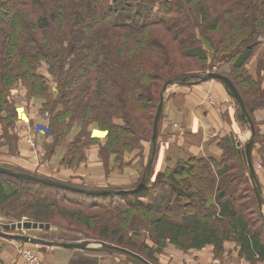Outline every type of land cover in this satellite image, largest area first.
I'll list each match as a JSON object with an SVG mask.
<instances>
[{
  "label": "trees",
  "instance_id": "obj_1",
  "mask_svg": "<svg viewBox=\"0 0 264 264\" xmlns=\"http://www.w3.org/2000/svg\"><path fill=\"white\" fill-rule=\"evenodd\" d=\"M147 1L155 3V11L153 6L137 10L136 6L122 5V20L116 21L117 10L106 8L103 0H0V119L3 120V113L10 114L12 119L17 117L9 93L20 82L30 96L44 100L41 112L50 116L48 138L52 143L44 146L46 155L50 156L55 146L65 144L61 163L73 171L85 160L84 152L99 143L98 138H91L92 124L107 133L101 152L115 154L117 160L122 152L132 154L138 149L142 153L143 138L151 146L152 121L163 84L172 81L176 85L185 78L188 83L179 86L202 83L194 71L204 72L208 64L209 70L218 68V56H223V65L230 63V73L235 71L247 82L255 83L253 77L254 81L243 74L247 62L254 57L258 38L264 37V0H212L213 13L209 15L200 0ZM110 2L117 6L122 0ZM258 63L257 72H264L262 60ZM81 74L84 87L80 90L73 81ZM221 74L231 79L244 101L236 78ZM50 79L56 86L55 95L50 91ZM257 79L259 84L261 79ZM244 105L250 114L264 103L252 108ZM74 124L80 131L68 140ZM144 132L148 137L143 136ZM117 147L120 148L115 150ZM222 150L219 164L212 158L179 160L161 182L151 179L155 173L153 166L148 172L149 155L143 173L128 188H109L122 191L120 194L75 193L0 174V214L9 223L24 216L44 224L60 219L70 227H85L89 240L141 255L130 242H124L121 236L127 228L119 232L111 216L100 219L83 210H70L63 202L66 197L72 203L90 201L87 208L95 209L97 204L90 203L103 198L110 206L115 203L106 209L110 214L113 208L123 206L128 208L123 211L129 213H124L122 219L128 218L131 223L139 216L146 222L145 238L151 246L142 249L152 260L146 259L150 264H156L151 258L168 246L186 253L208 247L218 262L225 254V244H230L235 252L238 250V256L250 264L264 263V220L243 154L224 144ZM25 173L54 179L38 172ZM142 179L146 181L144 187L136 190ZM181 179L190 180L188 206L196 209L195 213L185 212L186 202H181V208L178 200L171 204L172 194H158L159 198L154 199L158 184H179ZM71 180L60 182L96 188ZM167 205L174 206L177 218H172V208L165 209ZM112 217L121 219L119 215ZM86 252L117 253L105 248ZM118 255L136 262L127 254ZM0 264L4 263L0 260Z\"/></svg>",
  "mask_w": 264,
  "mask_h": 264
},
{
  "label": "rangeland",
  "instance_id": "obj_2",
  "mask_svg": "<svg viewBox=\"0 0 264 264\" xmlns=\"http://www.w3.org/2000/svg\"><path fill=\"white\" fill-rule=\"evenodd\" d=\"M160 1L163 0H156L157 3H159ZM199 1V0H198ZM215 1V0H214ZM214 1L212 0H200L199 3L202 5V7L205 8L206 11V15H209L211 13H213L212 7L214 5ZM103 4L106 8L108 7H112L114 10H117V12L115 13V20L117 21H121L122 18L120 17V11L121 8L128 5H132L133 7L136 6L137 10H144L145 8H149L150 6H153V9L155 8V3H153L152 1H147V0H122V3L117 4V6H113L110 2V0H103ZM123 5V6H122ZM122 6V7H121ZM155 11V9H154ZM206 18H208L206 16ZM209 19V18H208ZM202 24H204L205 26H207L206 22H203ZM203 34V33H201ZM198 36H200V34H198ZM258 44L257 46H255L256 48V52L254 54V57L251 58L247 63V68H246V73L243 74V77H245V75H248V77H250L252 80L253 78L256 80L254 81L255 83L253 84L252 82H247L244 78H242L241 74H236L235 71L233 73H230V69L229 68V64L223 65L224 58H222L223 56H218L217 58H219L218 61V68L217 67H213L211 70H209L210 68V64L207 65L208 70H204V72H196L199 71V69H196L194 72L195 74L199 75V76H205V74L207 72H216V73H224L226 75H229L232 78H236L237 83L239 84L240 88H242L243 92H244V103L248 106V108H252V106L254 105H260L264 103V94H260L258 93L257 90L259 91H264V80L263 77L260 76L259 72H257V65L259 64L258 62H260L262 60V62L264 63V37H260L258 38ZM240 49V46L239 48ZM241 50V49H240ZM226 59V57H225ZM227 60V59H226ZM260 60V61H259ZM228 63V62H227ZM199 66V65H197ZM44 67L42 66L41 69H43ZM206 68V69H207ZM254 71L256 72L255 74ZM45 76L48 78H50V76L47 74V71H44ZM83 74H81L80 76L76 77V79L73 81L74 85L76 86H80V90L82 89V87H84V83H83V79L81 78ZM253 77V78H252ZM257 78H260L261 81H259V84L257 83ZM49 84L52 86L50 88L51 93H53L54 95L57 94V90H56V86L55 84H53V82L51 81V79L49 80ZM197 84H201V83H197ZM196 84V85H197ZM178 85V84H176ZM176 85H170L167 87L166 91H165V95L167 94L166 98H169V96L171 97V94L169 93L168 90H170L171 88H174L176 90H181V86H176ZM53 91V92H52ZM161 91V90H160ZM168 91V92H167ZM160 93V92H159ZM159 95V94H158ZM211 97V96H210ZM210 99V98H209ZM9 100L11 101V103L14 106V110L16 111L17 117L12 119V116L10 114H5L3 113L2 117L3 120L0 119V166L4 167H10L15 169L17 172H31V168L32 167H36L38 168V170H40V174L42 175H47L48 173L51 174H55L53 175V177L57 178V179H61V181H64L63 179H65V176H62V169L63 168H67V166H63L61 163V160H59L60 158L57 157L56 155V150L57 153H60L62 151L61 147H63V144L55 146V149L53 150V153H50V156L46 155V150L44 151V146L46 144H50L52 143V139L50 138V142L44 144V146H41L40 144H43L44 141H46V137H49V133L50 130L48 129V125H49V119L50 116L48 113L46 112H41L43 109V104H44V100L43 99H39L36 97H32L27 93V89L26 87L21 84L19 82V84H17L15 87H13L9 93ZM211 100V99H210ZM233 101V100H232ZM233 103H235L233 101ZM20 105L23 107H20ZM235 106L237 107V111H239V106H237L235 104ZM245 106V105H244ZM20 107V108H19ZM263 106H260L259 109H263ZM58 110H60V107L58 106L57 108ZM256 110V109H254ZM254 110H251V112H253ZM249 114V113H248ZM250 115V114H249ZM163 116V115H162ZM251 118V117H250ZM162 117L160 118L159 121L161 120ZM160 123V122H159ZM241 123V122H240ZM254 123V122H253ZM242 124V123H241ZM76 124H74L72 126V131H71V135L68 136V140L76 133L80 131V127L79 126H75ZM96 126V124H92L90 125V130L92 131V129ZM98 126V125H97ZM255 126V124H254ZM96 128V127H95ZM167 127V125H165L163 123L162 129H161V137L164 138L165 135H167L168 137H172L173 133H171ZM249 129V127H247ZM181 129L182 126L178 127L177 132L180 135L181 133ZM250 132V131H249ZM105 133V134H103ZM101 134H103V137L106 139V132H103ZM143 136H147L148 137V133L146 134V132L142 133ZM140 134V135H142ZM255 134L257 136L258 139L257 140H261V136L259 135V132L256 131V127H255ZM195 135V134H194ZM97 136V135H95ZM182 136H186V134L182 135ZM196 136H201L200 131L196 132ZM45 139H44V138ZM101 138V136H98ZM251 137V136H250ZM39 138V139H38ZM42 140V141H39ZM250 140V139H249ZM107 143V140H105ZM212 140H209V142H211ZM259 142V141H258ZM105 143V144H106ZM140 143L142 144V153H140L138 149L134 150L132 152V160L131 161H135V165H136V169H135V165H132L131 162L126 161V163H124V159L123 156L126 155L125 153H121L120 157H117L115 154H110V153H103L101 152V148H103V145L97 144L96 147H98V154L99 159H101V162L103 163L104 167L107 163V160L110 157H114V161H119L121 163V167L128 165L127 169L125 170V174L124 172L122 173L124 176H128L131 174V177L136 178V176L139 174L140 172L144 171V164L146 163V161L149 158L150 152L149 150L151 149L150 143L147 141V139L143 138L141 139ZM105 146V145H104ZM158 146V143H157ZM164 149L161 150V148L159 149V151H157L156 148V154H155V159L152 162L153 169H154V173L153 176L151 177L152 181L156 180V182H161V179H163L164 181L166 180V174L170 171V169H173L176 165V163L174 161V151L172 149L173 142L169 141L168 143H166L164 145ZM244 146V145H243ZM117 147L115 150H118ZM113 149V148H112ZM135 149V148H134ZM38 150V151H37ZM151 151V150H150ZM118 152V151H117ZM120 152V151H119ZM65 156V154H64ZM130 156V154H128V157ZM51 157H57L56 159L53 160V158ZM264 158V157H263ZM52 161L51 164H46V162ZM181 160V159H180ZM186 160V159H185ZM263 160L261 159V162ZM101 163V164H102ZM257 163V162H256ZM116 164V163H115ZM258 164V163H257ZM52 166H56L54 168H51ZM263 168V169H262ZM51 169L54 170H58L57 172H53L51 171ZM68 169V168H67ZM73 172L75 174H77L78 169L76 168H72ZM134 169L137 170L135 171L136 173L134 174ZM196 169V168H195ZM129 170V171H128ZM197 170V169H196ZM50 171V172H48ZM261 176L264 177V163L261 164ZM109 172H113L111 171L110 168H108L106 175L104 176V174H102L103 178L104 177H110L109 176ZM96 175H100L95 171ZM179 176H176V179H180L178 178ZM182 181L179 184H172L170 185L169 183H163L162 184H158V188H155L156 192L154 193V199L155 201L159 198L158 194L164 196L166 194L171 195V198L173 199V202H171V204L175 203L177 200L179 201V206L181 208V202H186L187 203V207L185 208V212H192L195 213V210L193 207L188 206L189 205V190L191 191V186L189 185L190 180L186 179H181ZM169 184V185H168ZM109 188H115V187H111L109 186L108 188H102V189H109ZM264 190V189H263ZM262 198L264 199V191L262 194ZM64 204L67 205V207L70 210H83L86 211L90 216H99L101 217L100 219L104 218V219H108L109 216H111V218H113V222L114 225H116V227L118 228L117 230L119 232H121L120 230H122L124 227H126L127 229H125L123 231V236L122 239L125 241L130 242L133 246H134V251L135 252H141L142 257L148 259V253L143 250V246L148 245L151 246L150 241L145 238L147 235V229H146V222L142 221L140 218H138L136 216V218H134V220L129 223V219H122L124 216V213H129V212H124L123 210H127L128 208L126 207H115L113 208V213L110 214V212H108L106 209H108L109 207L113 206V204L115 205V203H113L111 206L108 204V202H103V198H98V200H95L94 203H90V204H97L94 208L95 209H91V208H87V205H89V202H84L83 204H80V202H77L76 200L74 201V203L71 202V198L66 197V199H63ZM17 201V200H16ZM24 201V200H23ZM98 202V203H96ZM109 206V207H108ZM108 207V208H107ZM168 207L172 208V210L170 209L169 211H171L172 214V218H177V211L174 208L173 205H167L165 207V209H167ZM168 210V209H167ZM184 211V210H183ZM133 210H130V213L132 214ZM98 214V215H97ZM114 215H119V217H121V219H114V217H112ZM157 213H152L153 216H157ZM95 217V218H97ZM98 217V218H99ZM24 221H30L27 217L24 216V218H22L20 221H15V222H10V223H17V222H24ZM55 221V222H53ZM53 221L51 222V224H48L50 229H43V230H34V231H28V230H24V231H10L9 233H16V234H21V235H30L36 238H41L47 241H59V242H76V243H80L82 241L85 240H89L88 236H86V229L83 226H77L76 227H70L68 226V224H66L64 221L60 220V219H53ZM32 222V221H30ZM8 221H6L2 215L0 214V225L1 224H10ZM83 227V228H82ZM82 228V229H81ZM1 230V229H0ZM89 241H93V240H89ZM99 241V240H98ZM15 243V246H14ZM27 244V243H25ZM17 242H15L14 240H6L3 239L2 237H0V260L4 263V264H18V260H19V248L18 246L16 247ZM32 245V244H30ZM35 250L40 252L44 257V261L48 262L49 258H52V255H50L51 251L54 248H60V247H47L44 245H33ZM53 248V249H52ZM65 249V248H62ZM69 249V248H68ZM65 249V250H68ZM97 249H102V247L96 245V246H90L87 249H82V250H74V251H80L81 253H85L88 256H92V258L94 260H100L103 261L104 264H135L136 262H130V260L128 258H126V255H118V253L116 254H105L103 252H98L97 254H90L87 253L86 251H96ZM70 250V249H69ZM238 251V250H237ZM161 253H157L155 254L151 259H154L153 262H155L156 264H203L200 262L201 257L208 258L209 255L208 254H199L197 253V255L194 254H187L184 251H179L176 250L175 248H173L172 246H168L167 248H164L162 251H160ZM210 258L213 261V254L211 252L210 254ZM242 258V257H240ZM239 257H237V255H233L232 253H225L224 256L218 261V264H240V259ZM244 259V258H243ZM152 261V260H150ZM245 261V260H244ZM214 262H211L209 264H212ZM258 262H255V264H257ZM204 264H207L204 261ZM217 264V263H216Z\"/></svg>",
  "mask_w": 264,
  "mask_h": 264
},
{
  "label": "crops",
  "instance_id": "obj_3",
  "mask_svg": "<svg viewBox=\"0 0 264 264\" xmlns=\"http://www.w3.org/2000/svg\"><path fill=\"white\" fill-rule=\"evenodd\" d=\"M255 73L256 72L254 71L253 74ZM259 74L264 80V72L262 71ZM168 91L171 94V97L169 96V98H166L167 94L164 96L163 116L161 119L162 121H159L160 123L158 128L159 132L157 136V151H159L160 148L163 150L165 147L164 145L171 141L174 145L172 146V149L174 151L175 162L179 161L180 159L185 160L190 157H196L204 159L212 158L217 164H219L222 162L223 158V144L240 150L243 145L249 141L251 136L249 129L247 126L241 124L239 120H237V114L239 111H237L235 103H233L232 99L225 91L222 83L217 81H206L205 83L197 85L181 87V90H176L174 87ZM20 107L22 106L20 105ZM250 117L255 124L256 131L259 132V135L261 136V140L256 141L255 139V142L252 146V163L254 165L257 163L261 165L264 163V108L254 110L250 113ZM163 123L167 125V127H170L168 130L171 133L175 134L171 138L167 135H165L164 138L161 137L160 133ZM180 126H182L181 135L179 134L180 132L176 133L178 127ZM95 127L92 129V131H90L91 138H98V144L105 145V140H107L103 137V134L105 133L101 132L97 125ZM197 131H200L201 136H196ZM183 134H186V136H182ZM98 136H101V138ZM45 140L46 141H44L43 144H40L41 146H44V144L50 142V138L48 137H46ZM209 140L212 141L209 142ZM96 146L97 144H93V146H90L84 152V154H86L85 160L79 164L77 168V174L67 168L61 167L62 176H65V179L63 180H71L70 177L73 176L77 179L71 181H76L78 183L81 182L89 188L96 187L102 189L108 188L109 186L128 188L135 177L134 176L132 178L131 174L128 176H124L122 174L123 172L125 174V170L127 169L128 165L121 167L120 162H113L114 157H110L104 167L101 159H99L100 155L98 154V147ZM61 149L62 151L60 153H57L56 150V155L58 158H60L59 160L64 157L66 152L65 144L63 147H61ZM57 157L51 158L54 160ZM132 157V154H130L129 157L128 154L124 155V163L129 161L132 163V165H135V161H131L133 159ZM261 159L263 160L262 162ZM53 160L46 162V164H51ZM54 167L56 166H52L51 168ZM108 168H110L113 172L108 173L109 176L111 175L110 177L103 178L102 174L105 176ZM136 168L137 167L135 165V169ZM135 169L134 174L136 173L135 171H137ZM31 170L32 173L40 172L37 166L32 167ZM51 171L57 172L58 170L51 169ZM95 171L100 175H96ZM261 173L262 171L256 173V177L258 178L262 191H264V177L261 176ZM53 175L55 174H47L49 177H53ZM53 178L61 181V179H57L55 177ZM17 246H19V244H17L16 247ZM224 247L226 249L225 253H232L233 255L235 254L240 258V256L237 254V251L235 252L234 248L232 249L230 244H225ZM211 252L212 250L207 247L201 251L187 254H208L209 257L205 259L204 257H201L200 262L203 264L204 261L207 264L211 262H214L212 264H218L216 260L213 259L212 261L210 258ZM50 255H52V258H49V262L51 264H104L103 261L94 260L92 256H88L87 254L83 252L81 253L80 251H74V249L65 250L62 248H54ZM240 259V264H250L244 261L243 258ZM257 264L264 263L258 262Z\"/></svg>",
  "mask_w": 264,
  "mask_h": 264
},
{
  "label": "water",
  "instance_id": "obj_4",
  "mask_svg": "<svg viewBox=\"0 0 264 264\" xmlns=\"http://www.w3.org/2000/svg\"><path fill=\"white\" fill-rule=\"evenodd\" d=\"M197 79L205 83L206 81H217L223 84L225 91L229 95V97L235 102L237 106H239V112L237 114V120H239L243 125L249 127V131L251 134L250 140L242 147V150L240 152L243 154V159L247 165V171H248V176L250 177L252 184H253V190L255 191V195L257 198V204L259 205V210H260V215L264 220V214H263V198L262 194L263 191L260 187L258 178L256 177V173L254 170V165L252 163V146L255 142L256 134H255V126L253 123V120H251L250 115L248 114V111L246 109V106H244V101L243 98L236 88L235 84L231 81L230 78H227L221 73H216V72H207L205 76H197ZM188 78L182 79L181 82L178 84L185 85L188 83ZM172 81H167L163 84L162 89L159 93V102L156 107V113L153 117V126H152V134H151V154L150 158L148 160L147 166H148V172L151 170V165L155 157V150H156V144H157V136H158V128H159V120L163 114V106H164V96H165V91L168 86L172 85ZM0 174L6 175V176H11L16 179L20 180H26L29 182L33 183H39L43 184L49 187H55L62 189L64 191H72L75 193H86L88 195H108L109 193H115V194H120L123 193L122 191H117V190H112V189H99V188H94V189H84V188H79L70 184H64L60 181L54 180V179H47V178H41V177H36L34 175L22 172H16L11 169H5L3 167H0ZM146 181L145 179H142V182L140 186L136 189H141L144 187ZM0 237L6 240H14L16 242H21L23 244H32V245H44L47 247H60V248H65V249H74V250H82V249H87L90 246H100L105 249L109 250H114L117 253H122V254H127L130 257L134 258L136 260L135 264H150L145 258H143L141 255H137L135 253L130 252L126 248H121L119 246L113 245V244H107L102 241H89L85 240L80 243L76 242H59V241H47L41 238H36L30 235H21V234H16V233H9L10 231H34V230H43V229H50L48 224L44 223H35V222H30V221H24V222H17V223H10V224H1L0 225Z\"/></svg>",
  "mask_w": 264,
  "mask_h": 264
},
{
  "label": "built area",
  "instance_id": "obj_5",
  "mask_svg": "<svg viewBox=\"0 0 264 264\" xmlns=\"http://www.w3.org/2000/svg\"><path fill=\"white\" fill-rule=\"evenodd\" d=\"M255 172L261 171V165H254ZM19 248L18 264H51L49 261L45 262L44 257L40 252L36 251L33 245L22 244Z\"/></svg>",
  "mask_w": 264,
  "mask_h": 264
}]
</instances>
